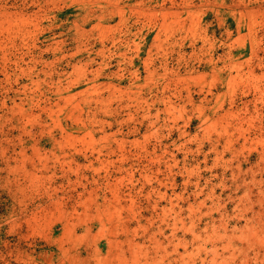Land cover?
I'll use <instances>...</instances> for the list:
<instances>
[{
	"label": "rangeland",
	"instance_id": "1",
	"mask_svg": "<svg viewBox=\"0 0 264 264\" xmlns=\"http://www.w3.org/2000/svg\"><path fill=\"white\" fill-rule=\"evenodd\" d=\"M0 264H264V0H0Z\"/></svg>",
	"mask_w": 264,
	"mask_h": 264
}]
</instances>
